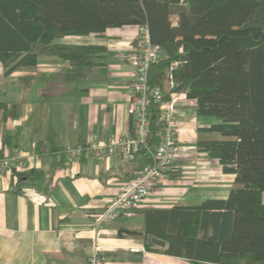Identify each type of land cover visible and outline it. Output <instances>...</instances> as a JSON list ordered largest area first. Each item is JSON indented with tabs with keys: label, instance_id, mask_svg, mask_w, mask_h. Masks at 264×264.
<instances>
[{
	"label": "crops",
	"instance_id": "1",
	"mask_svg": "<svg viewBox=\"0 0 264 264\" xmlns=\"http://www.w3.org/2000/svg\"><path fill=\"white\" fill-rule=\"evenodd\" d=\"M119 29L113 38L107 30L59 40L69 43L76 38L69 44L103 48V57L95 58L92 67L74 68L56 55L42 54L34 67L6 74L0 62V155L32 156L16 183L0 173V264H88L94 245L106 264H194L164 253L167 245L161 238L150 237L148 246L146 216L228 197L234 175L197 149L199 140L219 138L203 129L220 120L196 115L195 105L187 100L176 108L179 159L140 206L98 232L91 229L92 215L102 212L122 186L137 177L149 151H139L131 161L113 154L86 156L78 163L57 161L53 152L135 136L134 119L127 112L135 30ZM26 193H36L43 201L32 202ZM152 238L164 246L152 243Z\"/></svg>",
	"mask_w": 264,
	"mask_h": 264
},
{
	"label": "trees",
	"instance_id": "2",
	"mask_svg": "<svg viewBox=\"0 0 264 264\" xmlns=\"http://www.w3.org/2000/svg\"><path fill=\"white\" fill-rule=\"evenodd\" d=\"M136 25L162 52L149 86H163L179 62L174 91L195 100L196 115L220 120L203 129L219 138L197 149L234 175L225 200L146 216L148 246L154 236L164 253L194 264H264V0H0V62L6 74L34 67L42 54L92 67L103 48L59 40ZM158 112L150 99L140 151L155 149Z\"/></svg>",
	"mask_w": 264,
	"mask_h": 264
},
{
	"label": "built area",
	"instance_id": "3",
	"mask_svg": "<svg viewBox=\"0 0 264 264\" xmlns=\"http://www.w3.org/2000/svg\"><path fill=\"white\" fill-rule=\"evenodd\" d=\"M125 27H133L135 30L130 44L132 50L130 63L133 67L132 98L127 109L128 114L134 119L135 136H118L103 142H88L78 146H66L53 152L57 161L63 159L74 163L80 162L86 156L107 158L113 154H119L125 160L131 161L139 153L142 146L146 147L148 120L145 111L150 99L158 104V120L161 127L157 135L155 149L149 151V161L142 166L137 177L123 185L120 193L109 200L102 212L92 215L91 229L94 232L100 231L124 212L140 206L148 198L151 190L160 179L179 159L181 153L177 143L176 108L188 99L184 92L174 91L176 84L172 80V71L178 67L179 62H171L165 85L149 86V66L160 62L162 58L161 48L150 41L146 26ZM190 101L195 105V100ZM31 157V155L23 152L0 155V173L10 175L16 183L17 176L26 169ZM26 194L32 202L39 204L43 201L42 197L36 193ZM130 251L138 252L139 249L130 248ZM88 264H106L98 245H94L93 252L88 258Z\"/></svg>",
	"mask_w": 264,
	"mask_h": 264
},
{
	"label": "rangeland",
	"instance_id": "4",
	"mask_svg": "<svg viewBox=\"0 0 264 264\" xmlns=\"http://www.w3.org/2000/svg\"><path fill=\"white\" fill-rule=\"evenodd\" d=\"M172 21L175 23L176 22V17H172ZM108 30V31H107ZM106 31H107V35L110 36V38H113L114 36H116V34L119 33V28H108ZM105 31V32H106ZM105 36V35H103ZM68 40H71L69 41V43H73V42H77V39L76 38H70ZM163 85H165V82H163Z\"/></svg>",
	"mask_w": 264,
	"mask_h": 264
},
{
	"label": "water",
	"instance_id": "5",
	"mask_svg": "<svg viewBox=\"0 0 264 264\" xmlns=\"http://www.w3.org/2000/svg\"><path fill=\"white\" fill-rule=\"evenodd\" d=\"M152 243L156 244V245H160V246H164V242L160 241V240H157V239H154L152 238L151 239Z\"/></svg>",
	"mask_w": 264,
	"mask_h": 264
}]
</instances>
